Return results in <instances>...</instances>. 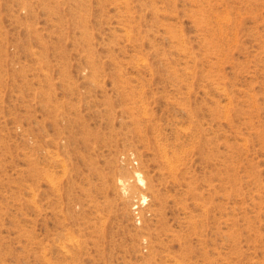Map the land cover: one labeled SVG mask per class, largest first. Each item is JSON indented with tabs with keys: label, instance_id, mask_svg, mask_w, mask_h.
Masks as SVG:
<instances>
[{
	"label": "rangeland",
	"instance_id": "obj_1",
	"mask_svg": "<svg viewBox=\"0 0 264 264\" xmlns=\"http://www.w3.org/2000/svg\"><path fill=\"white\" fill-rule=\"evenodd\" d=\"M0 264H264V0H0Z\"/></svg>",
	"mask_w": 264,
	"mask_h": 264
},
{
	"label": "bare ground",
	"instance_id": "obj_2",
	"mask_svg": "<svg viewBox=\"0 0 264 264\" xmlns=\"http://www.w3.org/2000/svg\"><path fill=\"white\" fill-rule=\"evenodd\" d=\"M137 176H138V178H139V180L141 181V182H144V178H143V175L140 173V172H138L137 173ZM142 197V196H141ZM147 200V195H143V200H142V202H145Z\"/></svg>",
	"mask_w": 264,
	"mask_h": 264
}]
</instances>
